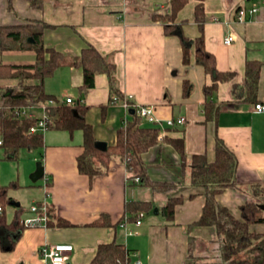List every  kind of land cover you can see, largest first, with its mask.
Masks as SVG:
<instances>
[{
	"label": "crops",
	"instance_id": "0c3cea01",
	"mask_svg": "<svg viewBox=\"0 0 264 264\" xmlns=\"http://www.w3.org/2000/svg\"><path fill=\"white\" fill-rule=\"evenodd\" d=\"M196 4L197 0H188L175 20L165 23L155 16L171 14L172 0H46L42 9L31 7L27 0H13L11 9L7 0H0V25L45 22V46L55 48L69 59L80 57L85 48L93 46L113 60L117 86L124 99L133 105H153L162 121V125L143 121L145 126L160 127L159 143L142 154L150 179L178 185L165 193L132 183L125 162L118 156L110 162L106 173L92 177L82 174L77 166L83 152L82 130L71 134L48 129L40 147L44 175L34 180L38 185L19 183L9 193L13 200L22 201L25 197L17 193L30 187L36 193L31 206L44 205L50 224L24 226L11 250L0 242V264H48L38 250L44 244L58 243L73 245L67 264H88L99 244L113 240L125 245L131 261L186 264L190 236L196 240V252L204 259L209 258V244L217 235L212 227L192 225L201 216L205 196L201 188L191 183L189 158L200 154L206 155L209 162L214 161L216 134L237 157L236 185L219 193L218 202L237 217L240 206L254 199L258 191L262 190L260 200L264 202V113L254 109L255 102L264 103V0H205V46L215 54L219 70L235 73L231 81L220 82L209 97L221 107L217 124L205 121L204 88L212 84V79L195 62V45L190 64H184L180 37L167 34L165 29L166 25H175L190 39L201 36L195 21ZM241 5L258 6L259 11L255 17L239 21L235 12ZM231 34L234 40L226 44L224 39ZM4 55L24 58L17 63L2 58L4 63L35 62L33 51H6ZM249 60L262 62L255 102L246 99V91L241 89ZM83 79L81 67L63 65L45 79V92L63 103L70 97L74 101L80 99L88 106L85 117L94 127L97 143L113 146L118 129L130 118L131 110L120 102H111L107 74H97L96 86L81 95ZM185 82L190 84L187 95ZM179 117H185L186 122L166 124L168 119ZM166 136L184 138L186 165L174 146L162 140ZM12 181L15 180L9 183ZM0 182L8 184L1 179ZM172 196H182L184 201L176 206L175 217L169 221L162 206ZM131 200L151 201L153 205L150 212L144 213L141 225L94 224L103 215L116 224L125 216V203ZM16 208L10 210L9 218L5 208L8 222L14 218ZM31 216L30 209H24L20 218ZM63 221L70 225H58ZM252 228L264 236V223Z\"/></svg>",
	"mask_w": 264,
	"mask_h": 264
},
{
	"label": "trees",
	"instance_id": "16d2710c",
	"mask_svg": "<svg viewBox=\"0 0 264 264\" xmlns=\"http://www.w3.org/2000/svg\"><path fill=\"white\" fill-rule=\"evenodd\" d=\"M9 8H13V0H7ZM31 7L42 9L46 0H27ZM188 0H172V13L158 15L165 23L175 20L177 13ZM205 0H197L195 6V21L201 31V36L190 39L185 36L179 26L166 25L167 34L180 37L183 50V63L189 65L192 56V45H195V62L204 67L211 77L212 84L205 86L206 101L204 106L205 121L217 124V116L221 107L209 97L216 91L220 82L231 81L235 73L221 71L217 67L214 53L207 50L204 38V24L206 21ZM45 22H31L21 24L0 25V80H11L13 84H0V147L3 148L4 158L18 160L21 150L37 149L44 145L43 133H29L34 120L21 118L17 109L22 106L45 101L54 97L45 92V79L52 76L63 65H76L83 69L84 79L80 87L83 95L87 90L96 86V76L105 73L110 85V100L118 95L121 101L124 96L117 86L116 65L109 56L102 55L95 47L90 46L82 51L78 58L69 59L53 47L45 46ZM33 51L35 62L32 64L4 63L3 52ZM262 62L249 60L245 69V84L241 89L246 91V99L256 101L259 87ZM185 94L190 90V84L184 83ZM239 84L234 83V86ZM131 105L132 103L128 102ZM256 103V102H255ZM130 118L123 122L118 129L117 142L113 146L101 149L97 145L94 127L85 117L88 106L78 99L74 104L60 102L54 124L49 129L65 130L71 134L76 130L83 132V152L77 159L78 170L82 174L95 176L106 173L114 157H120L130 173L129 179L135 183L140 178V184L151 187L155 191L168 193L178 187L175 183H161L152 181L147 173L142 154L159 143L160 127L145 126L142 118L129 107ZM134 110V111H133ZM163 141L170 143L179 152L186 165L188 156L183 137H164ZM215 160L209 162L206 155L194 154L190 156V179L193 186L201 188L205 196V204L200 218L193 222V226L212 227L216 231V239L209 244V258L196 256V240L190 236L189 254L186 264H264V236L253 229V225L264 223V202L260 200L262 190L255 193V198L240 206V216H235L228 207L220 204L217 195L223 190L236 185L237 157L223 140L215 136ZM17 181L8 184L0 182V242L4 248H14L21 230L24 228L20 215L23 206L16 208L11 222L6 219L5 208L11 204L13 197L10 189L19 187ZM190 198L193 195L189 196ZM184 198L170 197L162 206L163 215L172 221L175 217L176 206L183 203ZM151 201L131 200L125 203V216L113 224L103 215L94 224L96 226H117L118 223H134L138 214L152 210ZM49 225L50 222H47ZM58 225H70L60 222ZM14 234H13V233ZM13 234V235H12ZM9 236V237H8ZM128 249L116 240L98 245L95 256L88 264H129L131 259Z\"/></svg>",
	"mask_w": 264,
	"mask_h": 264
},
{
	"label": "built area",
	"instance_id": "2783aa9c",
	"mask_svg": "<svg viewBox=\"0 0 264 264\" xmlns=\"http://www.w3.org/2000/svg\"><path fill=\"white\" fill-rule=\"evenodd\" d=\"M259 11L258 6L247 7L241 5L237 8L235 12V18L239 21H245L248 16L250 18L255 17ZM234 40V36L228 35L225 37L224 42L230 44ZM74 100L70 97L65 99L64 103L74 104ZM122 103L128 109L132 107L136 113L142 118L143 121H146L154 125H162V121L157 117L155 107L153 105H131L127 100L121 101L118 95H115L112 103ZM60 104V101L56 98H49L45 101H39L36 103H31L17 109V115L21 118H28L34 120V124L29 128V133H45L51 125L54 124L55 113ZM254 109L258 112L264 113V103L257 102L254 105ZM131 110V109H130ZM186 122L185 117H179L177 120L168 119L166 124L168 126H174L175 124H184ZM2 141L0 140V144ZM48 178L45 177V185H47ZM136 183H140V178H135ZM3 209L0 207V212ZM30 211L33 213V216L25 218L23 220L24 226H40L46 225L49 221V216L47 214L46 207L44 205L34 204L31 206ZM144 213L141 212L138 214L135 224L137 226L141 225L142 218ZM74 248L72 244L68 243H58V244H44L39 248V254L41 257L48 262V264H67L70 259V254L73 252ZM129 264H143L141 260L136 259L131 261Z\"/></svg>",
	"mask_w": 264,
	"mask_h": 264
},
{
	"label": "rangeland",
	"instance_id": "374dc122",
	"mask_svg": "<svg viewBox=\"0 0 264 264\" xmlns=\"http://www.w3.org/2000/svg\"><path fill=\"white\" fill-rule=\"evenodd\" d=\"M3 59H10L11 61H14V63H17L16 61H22L24 58L21 57V55H4L2 56ZM1 85H7V84H13L9 80H0ZM0 147V179L1 181H4L6 183H9L12 179L15 181H18V183H26V185H38L39 182L34 183L33 175L35 174L38 163L41 162V153L40 148L37 149H23L20 152L18 160H8L5 159L3 156V152ZM41 181V179L39 180ZM30 187L25 188L20 193H17L20 197H25V200L20 201L22 203V206L24 209H30L31 208V200L33 199L34 195L36 193H32L29 190ZM36 191V190H35ZM33 191V192H35ZM20 199V198H19ZM8 209V218L11 215V209L13 206H6ZM25 212V211H24ZM210 253V251H209ZM196 256H200L198 253ZM204 258V257H202Z\"/></svg>",
	"mask_w": 264,
	"mask_h": 264
},
{
	"label": "water",
	"instance_id": "95a60500",
	"mask_svg": "<svg viewBox=\"0 0 264 264\" xmlns=\"http://www.w3.org/2000/svg\"><path fill=\"white\" fill-rule=\"evenodd\" d=\"M0 44H1V42H0ZM133 111H134V110H133ZM97 145H98L99 148H101V149H105V148H106V147L101 146L100 144H97ZM37 165H38V167H37V170H36V172H35V174H34L33 180H37L38 178H40L41 176L44 175V168H43V166L41 165V162H39ZM11 204H12L13 206H16V207H20V205H21V203H20L19 201H15V200H11ZM155 212H158V210L155 209Z\"/></svg>",
	"mask_w": 264,
	"mask_h": 264
}]
</instances>
